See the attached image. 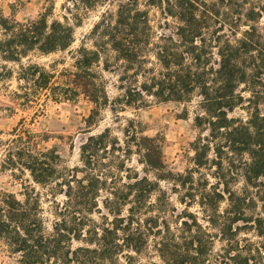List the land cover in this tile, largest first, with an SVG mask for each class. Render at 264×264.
I'll use <instances>...</instances> for the list:
<instances>
[{
	"label": "trees",
	"instance_id": "obj_1",
	"mask_svg": "<svg viewBox=\"0 0 264 264\" xmlns=\"http://www.w3.org/2000/svg\"><path fill=\"white\" fill-rule=\"evenodd\" d=\"M144 1L146 7H156L166 19L175 20V30L157 34L140 0H122L115 14L106 13L94 24L89 35L92 48L82 42L71 67L60 70L55 65L24 64L23 59L30 53L46 56L67 51L82 18L71 15V19L70 8H65L62 20L52 18L50 10L20 23L0 9V83L13 78L7 64H17L13 95L18 106L39 109L47 100L75 102L83 96L95 106L90 125L107 106L117 114L153 101L190 103L197 95L194 125L200 136L191 144L195 167L177 175L179 183L174 188L188 186L181 203L198 204L217 233L203 230L192 216L197 231L182 221L181 234L168 233L158 243L160 257L167 262L174 250L180 257L178 264H264V113L259 109L264 106V34L254 25H248L241 38L235 31L217 34L224 26L223 22L212 29L219 21L218 2ZM263 15L261 5L258 11H250L249 20ZM239 22L235 19L230 28L235 30ZM97 68L118 75L120 95L112 101ZM236 109H247V119L230 117ZM128 124L122 131L123 143L109 128L90 135L80 148L81 167H60V155L54 149L39 148L40 136L26 127L25 119L10 139L0 141L3 169L14 175L28 172L33 182L50 188L52 195L59 192L66 197L52 232L46 234L40 196L33 188L23 187L22 201L0 190V243L11 264H119L125 251L141 253L152 233V226L141 216L173 207L161 189L156 201H151L156 182L138 174L124 177V171L131 169L123 161L113 166L119 159L116 152L125 145L123 156L127 157L136 148L140 162L157 180L166 181L171 173L165 169L158 141L139 136L133 121ZM210 165L214 182L201 172ZM221 204L226 207L221 209ZM242 230L254 231L261 240L240 237ZM216 239L225 243L224 254L211 261ZM74 242L80 245L73 247Z\"/></svg>",
	"mask_w": 264,
	"mask_h": 264
},
{
	"label": "rangeland",
	"instance_id": "obj_2",
	"mask_svg": "<svg viewBox=\"0 0 264 264\" xmlns=\"http://www.w3.org/2000/svg\"><path fill=\"white\" fill-rule=\"evenodd\" d=\"M122 0H0V9L3 15L10 19H15L20 23H27L38 19V17L48 11H52V18L62 20V15L65 8H70V13L67 14L72 19L71 15H79L82 18V24L75 27L74 42L71 47L65 52H58L50 55H40L38 53H30L29 56L23 59V63L32 62L49 68L55 65L57 69L64 67L70 68L73 64L75 52L80 47L82 42H85L87 48H92V42L89 39L90 32L95 23L100 21L102 15L106 13L115 14L119 3ZM207 3L218 2L220 15L218 22L212 26V29L220 26L224 22V26L217 34L225 33L231 35L235 31L238 38L242 37L248 25L259 27L264 34V15L262 18H255L254 21L249 20L250 11L254 9L258 11V7L264 5V0H232V3H221L219 0H203ZM140 8L149 11L151 24L157 34L171 33L175 30L176 21L171 18H165L156 7H146L145 1L140 0ZM76 5V6H74ZM85 5L89 8L85 9ZM50 18V19H52ZM235 19H239L237 28H230ZM238 25V24H237ZM234 27V26H233ZM7 66L13 71V78L0 83V141L4 142L11 138L13 130L19 126L22 119L26 121V127L32 132L40 136L39 148L42 150L54 149L61 157L60 167H81L80 148L90 135H97L103 132L106 128L111 130V135L120 143L124 142L123 129L129 126L128 121H133L137 126L139 136L154 138L161 146L162 160L165 164L167 172V180H157L155 173L148 169L140 161L141 156L132 147V154L124 157L123 151L126 149L123 145L122 152H116L119 159H115L114 167L121 166L122 161L125 167L131 169V172L124 171L123 176L130 175L134 177L136 174L139 177L146 176L150 181L157 183V188L151 196V201L154 202L160 196L159 189L165 191L169 198V202L173 207L169 212L159 213L156 210L147 212L142 215V219L146 220L145 224L152 226V233L147 237V245L142 249L141 253L125 251L123 256L119 258V264H178L180 257L172 250L173 253L166 257L165 262L158 251V243L163 241L168 233L181 234L183 230L182 221L187 220L192 224L193 231H197V227L193 224L192 216L197 218V222L202 229L208 233H217L207 222L205 214L202 212L198 204L186 206L181 203V198L188 192L187 187L174 188L179 180L177 175L186 174V171L195 167L193 158L195 152L191 144L200 136L198 129L194 125V118L199 112L198 102L200 98L197 95L193 96L190 103L166 102L157 103L151 102L149 106L141 109L126 108L125 111L114 113L110 106L100 109L99 115L96 117L94 124H88L89 116L91 115L94 104L88 99L81 96L75 102H55L52 100L44 101L39 109H26L17 105L13 93L17 91L16 76L18 73V65L8 63ZM103 79L106 81L107 93L110 101L120 95L118 86L117 73H109L101 71ZM248 97V93L243 94ZM260 111L264 113V106L261 104ZM117 115V116H116ZM230 117H240L247 119V109H236ZM4 158V146L0 144V190H6L16 195L19 200H23L25 193L24 186L28 185L38 193L45 218L44 227L45 233L52 232L53 223L58 216L57 211L65 202L66 197L59 192L55 195L51 193L47 186L43 187L32 181L28 172L16 171V175L9 170L1 167ZM210 158H214L213 152L210 153ZM106 159L105 163L109 162ZM212 165L208 168L201 169V172L211 181ZM81 176V174H79ZM195 177H199L195 173ZM236 186L235 188H237ZM105 195V193H102ZM188 201V200H186ZM225 204H221V209H224ZM93 218L99 220L97 215ZM239 225H242L241 223ZM240 237L252 238L254 241L259 239L254 231L242 230ZM203 244L206 238L202 237ZM77 242L73 243V247H77ZM225 243L219 239L215 240L214 249L211 253L210 260L214 261L219 255L224 254L223 248ZM208 252V250H207ZM206 252V253H207ZM209 253V252H208ZM128 256V257H127ZM130 257V258H129ZM0 264H11V259L8 253L0 243Z\"/></svg>",
	"mask_w": 264,
	"mask_h": 264
}]
</instances>
